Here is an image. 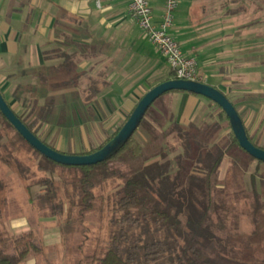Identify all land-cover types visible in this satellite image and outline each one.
<instances>
[{"label": "trees", "instance_id": "trees-1", "mask_svg": "<svg viewBox=\"0 0 264 264\" xmlns=\"http://www.w3.org/2000/svg\"><path fill=\"white\" fill-rule=\"evenodd\" d=\"M220 2L222 19L246 15L251 6H255V13L264 12V0ZM263 23L264 19H253L237 29L236 37L240 38V30L247 27L253 30V41H261L264 32L256 28ZM83 58L79 51L72 53L59 47L47 50L45 61L59 60L57 63L39 72L23 70L7 76L13 84L9 91L0 86L17 117L54 150L55 146L47 143L41 133L59 103L66 104L72 96L81 99L92 116V103L100 94V80L87 78L84 85L80 81L85 76L79 73ZM259 64L264 65V56ZM170 79H175L172 72L167 80ZM238 84L240 88L245 85L234 82L235 87ZM68 89L76 92L60 93ZM42 90L45 94L40 95ZM175 93L185 92L172 91L161 96L122 150L91 166H63L43 157L0 111V163L26 183L28 190L41 188V193L31 200H36L35 206L43 210L45 218L55 219L64 246L73 238L85 237L78 246L83 253L78 264L264 263L260 257L264 249L258 242L262 237L264 192H260L257 181L264 163L240 147L225 112L210 100L208 112L201 120L181 124L174 116L172 102L166 100L167 95ZM252 96L258 95L246 94L245 102ZM132 112L107 132L99 146L72 155H89L102 149L119 133ZM246 131L250 141L264 150V145L255 142L247 128ZM31 152L35 157L30 156ZM226 162L229 169L223 175ZM0 185L1 206L6 202V187L1 179ZM245 219L252 226L247 232L243 231ZM93 231L97 232L92 234ZM90 234L94 250L86 253L83 247ZM38 255L46 256L41 233L31 226L28 232L15 234L5 224L0 210V264H28L34 260L33 264H40ZM44 264H50L49 260Z\"/></svg>", "mask_w": 264, "mask_h": 264}, {"label": "crops", "instance_id": "crops-1", "mask_svg": "<svg viewBox=\"0 0 264 264\" xmlns=\"http://www.w3.org/2000/svg\"><path fill=\"white\" fill-rule=\"evenodd\" d=\"M165 2L151 0L156 26L162 22ZM220 4V0H180L170 33L181 37L183 53L195 58L202 72L211 70L210 79L201 72L207 78L206 83L226 93L228 98L236 101L248 93L263 94L264 73L260 68L263 65H258V60L262 61L264 56V41H253L252 31L237 38L235 32L240 26L235 24L236 17L231 19L234 22L230 20L226 23L234 31L228 36L231 41H201L199 34H194L213 25L214 34L218 35L220 28L217 22L222 19ZM212 43L217 50L212 49ZM46 45L69 49L72 53L79 51L84 57L79 73L101 81L100 94L92 103L94 112L90 117L95 118L96 115L107 121L106 126H111L114 120L122 123L149 90L171 77L166 60L131 15L129 0H0V86L9 83L7 76L23 70L31 73L48 68L50 61L44 59ZM212 50L217 52L210 54ZM222 63L230 65L228 75L220 71ZM233 63H238V66ZM165 66L170 72L166 78L163 77ZM251 75L261 80L248 81ZM234 76H243L245 85L235 88L232 83ZM245 86H249L250 90ZM244 87L246 90H242ZM73 92L76 89L60 91ZM175 94L173 113L183 125L199 120L201 113L208 109L204 97L187 92ZM262 102H257V105ZM249 103L243 101L242 109ZM82 108L88 109L84 104ZM117 110H120L119 114L115 113ZM247 111L250 113L248 118L243 117L246 128L250 117L255 115ZM262 116L250 126L253 125L254 137L262 128ZM261 170L264 171V167L259 168ZM263 171L260 173L262 176L257 178L260 192H264ZM250 173L246 177L247 182L250 181ZM260 223L263 225L262 237L258 242L264 249V212ZM30 227L20 221L12 225V230L21 234L28 232ZM260 257L264 261V253Z\"/></svg>", "mask_w": 264, "mask_h": 264}, {"label": "rangeland", "instance_id": "rangeland-1", "mask_svg": "<svg viewBox=\"0 0 264 264\" xmlns=\"http://www.w3.org/2000/svg\"><path fill=\"white\" fill-rule=\"evenodd\" d=\"M235 6L239 7V4H235ZM253 9H255V6L253 7L251 6L250 10L246 15H241L236 17L235 24L238 26H245L248 25L249 23H252L253 19L263 20L264 12L255 13L253 12L255 11ZM230 20H231L230 17H227V19L224 17V19L217 22L220 28V30H218L219 32L218 35L214 34L215 27L213 25H209L204 29H200L196 31V33L194 34H199L201 41H231L228 36L234 33V31L230 26L226 25V22L228 21L230 22ZM231 21L234 22V20ZM246 29L247 28L240 30L239 32L240 35L248 33L249 31H253L251 29H247V30ZM257 30L264 32V23L263 25L260 24V26H257L256 31ZM172 36L180 44V46H182L180 42L182 41L181 37L175 34H172ZM241 37H243V35ZM261 41H264V39H261ZM213 46H215V43L211 44L212 49L215 48ZM53 48H55L53 45L50 46L46 45V50H50ZM215 50L217 49L215 48ZM215 50H212V53L210 54L216 53L217 51ZM55 63H57V61H55ZM55 63L54 60L50 61V64H55ZM166 67L167 66H165V70L163 72L164 78L168 77L170 73L168 68ZM219 68L220 71L224 69V73L226 74L229 72L230 65H227V63H222L220 64ZM260 68L263 70L264 73V65L261 66ZM202 73L208 76L209 79L212 77L211 70L206 69ZM86 79H87L86 76H82L80 81L81 83H83V85L86 84L87 82ZM247 80L257 81L261 79L255 75H251ZM262 80L264 85V78ZM233 81L244 83L245 78L240 79L234 76ZM234 82H232L233 86H235ZM239 86L241 85L238 84L236 87L238 88ZM11 87L13 88V84L11 83H6L5 85L1 86L2 90L4 91H9ZM246 89L250 90V88L248 87H246ZM246 89L244 87L242 90H246ZM39 94L43 95L45 94V92L42 90L40 91ZM224 94L226 95V93ZM173 95L172 94L167 95L166 100L172 102L173 107H175L173 101ZM258 96H252L251 99H249L248 101L251 102L249 103L250 105L246 106L243 109L242 107L244 105L241 104L243 103V101H245V97L240 98L236 101L232 100L230 97L229 99L231 100V102L235 104L238 110H240L241 115L244 118H248V115L250 114V113L248 114L247 110H250L252 111V113H255L254 116L252 115L253 117H250L249 124L247 125V128L250 134H252V136L254 135V133H252L254 128H252L253 125L251 127L252 129L250 128L251 124L255 123L254 122L255 120H259L260 116L263 114L261 118L263 123L262 128L260 129L258 136L256 135L255 137L253 136L254 141L258 142L261 146H263L264 145V93ZM28 97H31L32 99L31 94H28ZM80 100L81 99L73 98L72 96V98H70L66 104L59 103L56 113L50 118L49 120L50 123L47 124V126L44 128V131L41 133V137L44 138L47 143H49L52 146H55L57 150H60L61 152H64L65 154L68 155L90 150L92 148L94 149V147L99 146L103 142V140L107 138V132L113 131L114 128L118 125V123L121 124L120 121L118 122L117 120H114L113 121L114 125L111 123V126H106L107 121L99 119V117H96V115L95 118L90 117L91 116L90 113L82 108V102ZM205 101L208 103V100L205 99ZM259 101L262 103L257 105V102ZM10 102L11 104H14L15 101L10 99ZM62 104H65L66 106ZM177 104L179 103L177 102ZM15 109H17V112L20 113L22 112L19 108H17V105L15 106ZM251 109H256V111ZM61 112H63V114H61ZM119 112L120 110L115 111L116 114H119ZM207 112L208 110L206 109L204 113H201L202 115L200 116L199 120H201L202 117ZM257 113L258 114L260 113V115L258 116ZM89 117L91 119H89ZM59 119H61L62 122L58 123ZM30 156L35 157V154L31 152ZM263 167L264 164L260 166V168ZM228 169H229V164L226 162L223 165L222 174L225 175ZM0 179L4 181V184L6 185V186L4 185V187L7 188V189L5 188L3 193L5 196L4 198H6V202L2 203L0 206L2 218L4 219L7 227L11 231H13L12 225L15 224L16 222L23 221L25 223H28L29 226H32L33 228L37 229L38 232H40L43 237L44 246L46 249V256L38 255L37 261L40 264H44L45 261L48 259L50 264H78L80 257H82L83 255V253H81L82 249L78 248V246L83 242L85 237H80L79 239L73 238L69 242V244H67V246H64L62 244L63 241L62 235L56 227L57 222H55V219L48 220L47 218H45L43 210L35 206L37 204L36 200L34 201V203L31 200V198H35L39 193H41L42 191L41 188L34 187L32 188V190H28L26 187V183L24 184V182L21 179H19L16 175L12 174L11 171L3 163H0ZM248 223L249 221H246L245 219L243 225L244 232L250 231L252 228V226H250ZM94 232L96 233L97 231H93L92 234H94ZM88 238L89 239L86 242L87 244L83 247V250H85L86 253L93 252L94 250V246L91 244L92 235L90 234ZM34 262L35 260L29 261L28 264H33Z\"/></svg>", "mask_w": 264, "mask_h": 264}, {"label": "water", "instance_id": "water-1", "mask_svg": "<svg viewBox=\"0 0 264 264\" xmlns=\"http://www.w3.org/2000/svg\"><path fill=\"white\" fill-rule=\"evenodd\" d=\"M182 91L204 97L217 104L229 119L231 130L240 147L251 157L264 163V150L249 139L244 122L230 99L219 89L207 83L170 79L149 90L138 102L119 133L102 149L89 155H68L52 149L32 133L10 108L0 91V111L23 139L43 157L63 166H91L111 159L118 154L138 130L148 109L164 94Z\"/></svg>", "mask_w": 264, "mask_h": 264}, {"label": "built area", "instance_id": "built-area-1", "mask_svg": "<svg viewBox=\"0 0 264 264\" xmlns=\"http://www.w3.org/2000/svg\"><path fill=\"white\" fill-rule=\"evenodd\" d=\"M99 1V0H96ZM180 0H166L165 11L159 26L154 25L151 0H129V10L139 28L166 60L175 79L206 83L198 61L186 56L180 44L171 35Z\"/></svg>", "mask_w": 264, "mask_h": 264}]
</instances>
